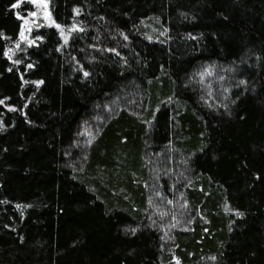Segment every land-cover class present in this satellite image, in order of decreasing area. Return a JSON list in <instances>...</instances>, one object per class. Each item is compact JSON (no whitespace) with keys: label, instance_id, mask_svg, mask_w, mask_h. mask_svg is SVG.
<instances>
[{"label":"trees","instance_id":"trees-1","mask_svg":"<svg viewBox=\"0 0 264 264\" xmlns=\"http://www.w3.org/2000/svg\"><path fill=\"white\" fill-rule=\"evenodd\" d=\"M0 0V264H264V0Z\"/></svg>","mask_w":264,"mask_h":264},{"label":"rangeland","instance_id":"rangeland-1","mask_svg":"<svg viewBox=\"0 0 264 264\" xmlns=\"http://www.w3.org/2000/svg\"><path fill=\"white\" fill-rule=\"evenodd\" d=\"M33 4V7L35 10L33 12L27 13L22 19V32H21V39L29 41V33L32 27V24L37 21V18L40 16L43 19H48L47 14V5L45 4V1L43 0H30Z\"/></svg>","mask_w":264,"mask_h":264}]
</instances>
